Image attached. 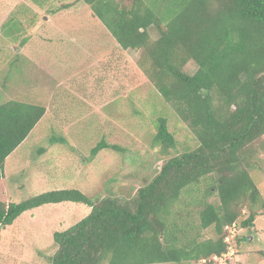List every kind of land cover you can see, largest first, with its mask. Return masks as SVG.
Wrapping results in <instances>:
<instances>
[{
    "label": "trees",
    "instance_id": "16d2710c",
    "mask_svg": "<svg viewBox=\"0 0 264 264\" xmlns=\"http://www.w3.org/2000/svg\"><path fill=\"white\" fill-rule=\"evenodd\" d=\"M74 1L90 8L121 50L140 52L139 69L186 123L197 146L169 158L129 201H92L75 189L48 191L19 203L0 200V227L44 205L77 203L90 213L53 234L56 250L49 264H181L220 255L226 250L223 228L237 221L241 209L248 211L243 228L264 209L245 164L247 147L264 135V0ZM43 2L24 0L20 10L25 16L31 9L39 12ZM63 6L48 5L43 12L54 16L68 8ZM13 20L9 30L18 26L17 16ZM189 61L197 66L192 75L183 72ZM45 113L39 105L0 104V181L6 158ZM155 129L154 144L168 153L176 141L167 120L158 117ZM102 149L121 151L100 142L91 156ZM202 181L211 184L207 193L213 189L219 205H204L199 231L213 227L216 240L201 241L198 232L189 237V222L178 223L185 213L177 204L192 197Z\"/></svg>",
    "mask_w": 264,
    "mask_h": 264
},
{
    "label": "rangeland",
    "instance_id": "374dc122",
    "mask_svg": "<svg viewBox=\"0 0 264 264\" xmlns=\"http://www.w3.org/2000/svg\"><path fill=\"white\" fill-rule=\"evenodd\" d=\"M23 3L0 0V104H34L46 113L6 158L1 201L19 203L44 192L75 189L92 201L114 197L126 202L169 158L195 149L197 142L186 123L139 69L140 52L121 50L88 6L46 0L39 12L31 9L25 16L20 10ZM48 5L68 8L51 16L43 12ZM14 15L18 26L9 30ZM149 33L157 38L154 29ZM24 38L28 39L21 45ZM196 69L189 61L183 72L192 75ZM158 117L167 120L176 141L168 153L153 142ZM100 142L121 151L102 149L92 157L91 150ZM245 156L247 171L264 199V135L247 147ZM210 185L202 181L192 197L177 204L185 213L178 223L186 219L188 236L198 232L201 241L217 239L213 227L199 231L198 215L204 205H219L216 192L207 193ZM89 213L88 206L77 203L24 212L11 226L0 227V264H49L56 250L53 234ZM247 216L243 207L235 222L240 225ZM240 227L229 264H264V209L251 226Z\"/></svg>",
    "mask_w": 264,
    "mask_h": 264
},
{
    "label": "built area",
    "instance_id": "2783aa9c",
    "mask_svg": "<svg viewBox=\"0 0 264 264\" xmlns=\"http://www.w3.org/2000/svg\"><path fill=\"white\" fill-rule=\"evenodd\" d=\"M241 230L240 225L237 222L226 225L223 228L224 237L223 243L226 246V250L220 255H213L210 258L200 259L199 264H229L231 263L233 251V241L237 237L239 231Z\"/></svg>",
    "mask_w": 264,
    "mask_h": 264
}]
</instances>
